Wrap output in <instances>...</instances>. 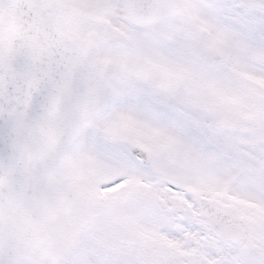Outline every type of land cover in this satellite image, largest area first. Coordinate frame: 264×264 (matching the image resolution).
<instances>
[{
	"label": "snow or ice",
	"instance_id": "obj_1",
	"mask_svg": "<svg viewBox=\"0 0 264 264\" xmlns=\"http://www.w3.org/2000/svg\"><path fill=\"white\" fill-rule=\"evenodd\" d=\"M0 264H264V0H0Z\"/></svg>",
	"mask_w": 264,
	"mask_h": 264
}]
</instances>
